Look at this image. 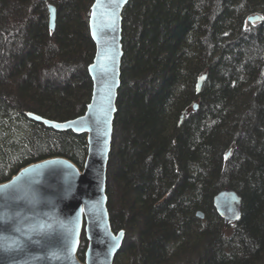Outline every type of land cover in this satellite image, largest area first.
<instances>
[{
    "label": "trees",
    "instance_id": "1",
    "mask_svg": "<svg viewBox=\"0 0 264 264\" xmlns=\"http://www.w3.org/2000/svg\"><path fill=\"white\" fill-rule=\"evenodd\" d=\"M94 1L0 0V183L52 157L84 168L87 134L27 112L61 121L86 112ZM253 14L264 16V0H130L124 9L107 195L113 230L133 239L114 264H264V20L250 23ZM225 188L243 196L229 225L214 206ZM87 245L84 231L82 261Z\"/></svg>",
    "mask_w": 264,
    "mask_h": 264
},
{
    "label": "water",
    "instance_id": "2",
    "mask_svg": "<svg viewBox=\"0 0 264 264\" xmlns=\"http://www.w3.org/2000/svg\"><path fill=\"white\" fill-rule=\"evenodd\" d=\"M129 2L95 0L92 5L89 27L96 52L89 66L94 87L86 112L64 121L27 112L28 118L55 131L87 134L89 152L83 169L66 157H52L0 183V264H114L124 247L127 231L112 228L107 181L122 86L123 13ZM49 10L55 30L58 10L53 4ZM248 20L257 23L264 16L253 14ZM205 77L198 82L199 92ZM214 206L229 225L242 217L243 196L222 189ZM197 216L205 214L199 210ZM84 231L88 245L82 261Z\"/></svg>",
    "mask_w": 264,
    "mask_h": 264
},
{
    "label": "rangeland",
    "instance_id": "3",
    "mask_svg": "<svg viewBox=\"0 0 264 264\" xmlns=\"http://www.w3.org/2000/svg\"><path fill=\"white\" fill-rule=\"evenodd\" d=\"M130 234L128 233V235L126 236V240L125 242H129L130 240H132L133 238L129 237ZM125 244V243H124ZM87 249V248H86ZM86 252V251H85ZM85 261V260H84Z\"/></svg>",
    "mask_w": 264,
    "mask_h": 264
},
{
    "label": "snow or ice",
    "instance_id": "4",
    "mask_svg": "<svg viewBox=\"0 0 264 264\" xmlns=\"http://www.w3.org/2000/svg\"><path fill=\"white\" fill-rule=\"evenodd\" d=\"M111 2L115 3V2H117V0H111ZM100 3H102V0H97V4H100ZM94 7H96V5H94ZM121 235H122V233H121Z\"/></svg>",
    "mask_w": 264,
    "mask_h": 264
}]
</instances>
